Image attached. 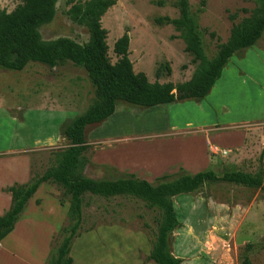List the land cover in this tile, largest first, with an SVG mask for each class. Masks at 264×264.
Returning a JSON list of instances; mask_svg holds the SVG:
<instances>
[{
    "label": "rangeland",
    "instance_id": "374dc122",
    "mask_svg": "<svg viewBox=\"0 0 264 264\" xmlns=\"http://www.w3.org/2000/svg\"><path fill=\"white\" fill-rule=\"evenodd\" d=\"M115 2V6L101 19V26L108 33L106 44L111 64L117 60L113 45L127 31L130 39L128 58L134 73H143L150 83L157 81L176 86L188 81L195 70L192 57L185 53L184 44L173 27L159 24V20L164 18H178L175 0ZM188 3L197 16L203 51L209 60L214 58L217 46L227 41L232 26L248 17L249 14L242 10L249 12L254 8L253 0H188ZM18 4L17 0H0V11L10 13ZM55 9L52 22L39 28L42 41L67 38L79 45L86 44L88 32L68 19L65 0H58ZM233 14L237 18L231 21ZM211 33L215 35L214 38L210 37ZM165 67L171 70L170 75L166 74ZM159 68L162 71L157 79L156 71ZM49 85L54 90L49 89ZM50 90L57 96L58 106L62 104L70 112L63 116L61 123L81 115L94 102V88L86 73L71 63H59L55 68L30 63L21 72L0 70V160L1 155L7 152L17 151L24 145L26 148L35 147L36 141L40 143L45 120H48L47 125L54 126L50 128L54 134V123H59L61 118L53 114L48 117L49 111H42L41 107L51 109L52 106L37 100V94L45 95L44 92ZM47 101L52 102L53 98ZM188 106L192 110L176 107L173 109L174 115L191 118L195 125L215 128L217 141L213 145L228 151L225 156L211 154L209 170L219 178L233 172L255 174L262 171L264 183V32L254 47L238 51L231 57L208 99H204L198 107ZM134 112L140 113L142 110L125 104L121 110H117L118 116L126 122L122 123L125 125L124 131L135 123L130 118ZM140 123L142 121L134 128L136 131L144 130ZM228 134L229 145L222 137ZM239 136V144L229 150L224 149L233 145ZM162 140L148 141L154 147V150H150L154 157L149 162L153 167V163L161 160L166 162L165 166L173 162L165 152L167 150H162L156 144ZM143 143L146 144L145 141ZM60 149L31 154V172L41 176L54 165V153ZM5 159L17 163L21 158ZM145 161L144 157L132 163L142 167ZM84 176L96 181H115L126 177L92 167L85 170ZM54 188L59 192L58 199L68 203L69 196L63 188ZM175 209L181 228L171 234L169 247L172 256L180 259L182 264H240L243 255L248 257L251 264H264V189L252 190L223 181L207 183L197 193L177 196ZM82 216L84 231H95L98 227L122 230L115 237L112 233L106 241H109L111 250L104 264H122L119 258L123 263L152 264L145 262V258L155 237L156 214L142 202L130 198L104 200L85 195ZM67 225L66 215L60 230ZM60 230L53 239V249L61 243ZM85 240L83 251L86 261L91 259L92 264H97L99 247H94L89 236ZM80 242H75L71 248L72 259ZM32 245V241L23 243L28 251L33 249ZM247 246L251 248L245 251Z\"/></svg>",
    "mask_w": 264,
    "mask_h": 264
},
{
    "label": "trees",
    "instance_id": "16d2710c",
    "mask_svg": "<svg viewBox=\"0 0 264 264\" xmlns=\"http://www.w3.org/2000/svg\"><path fill=\"white\" fill-rule=\"evenodd\" d=\"M19 4L7 13L0 11V70L21 72L30 63L55 68L68 62L84 70L94 88V102L84 113L66 122L61 127V136L68 142V148L54 153V165L41 176L31 172L25 185H14L7 189L11 194L10 209L0 216V241L12 232L14 225L24 213L29 199L42 184L62 187L69 196L67 227L60 230L62 236L58 248H51L46 264H73L70 249L75 239L84 231L82 225L83 197L90 195L104 200L130 198L142 202L156 214V232L145 262L152 264H182L171 254L169 238L181 228L174 209L173 199L180 195L197 193L207 183L219 181L244 186L252 190L264 189L263 174L239 172L227 173L221 178L211 171L196 175L163 177L153 184L126 176L115 181H96L84 176L88 166L82 155L87 149L85 131L88 127L103 123L111 117L118 104L140 109L168 105L174 102L200 101L210 92L221 72L238 51L250 49L264 32V0H253L251 11L238 24L232 26L227 41L219 44L213 59L209 60L203 51L201 33L197 27V16L190 9L188 0H175L177 19H161L159 24L170 25L184 44V51L192 57L195 70L191 78L176 86L171 83H150L143 73H134L129 60L128 32L116 40L113 54L116 62L111 64L106 44L107 31L101 26V19L115 6V0H65L66 16L74 25L84 27L88 41L79 45L67 38L44 42L39 28L52 22L58 0H17ZM236 14L230 16L234 21ZM214 38L213 33L210 34ZM167 75L171 70L164 68ZM162 69L156 71L157 79ZM59 203H63L59 200ZM251 246H247L250 249ZM240 264H251L246 255Z\"/></svg>",
    "mask_w": 264,
    "mask_h": 264
},
{
    "label": "crops",
    "instance_id": "0c3cea01",
    "mask_svg": "<svg viewBox=\"0 0 264 264\" xmlns=\"http://www.w3.org/2000/svg\"><path fill=\"white\" fill-rule=\"evenodd\" d=\"M220 78L215 84L220 81ZM215 84L204 99H208L211 95ZM49 89H53L52 85H49ZM44 93L46 94H37L39 97L37 100L42 103H50L52 107L51 109L41 107V110L49 111L50 115L48 117H52V114L58 115V119L61 118V120L59 123H54V134L50 132V128L54 126L47 125L48 120H45L46 125L41 131L43 139H41L40 143L36 141L35 147L26 148L24 145L23 148L17 151H10L7 154L1 155L3 157L0 160V216L10 209L11 194L7 192V189L14 185H25L31 178V154L41 150H53L57 148L64 150L68 148V142L61 136V127L68 121L65 120L62 123L61 121L70 112L62 104L60 107L58 106V98L51 90ZM50 98H53L52 102L47 101ZM203 100L174 102L150 109L137 108L142 110V112L133 113L130 117L135 121L131 127L133 129L128 128L125 131L123 129L125 125L122 123L126 124V122L117 113V110L122 109L123 104H118L111 117L101 124L86 129L85 139L87 149L82 153L88 161V166L85 170L90 167L104 169L119 175L134 176L149 184L163 177L174 178L179 175H196L209 170L211 167L209 147H216V145H213L217 141L215 137L216 129L202 127L200 124L195 125L190 120L191 118H184V115H182L183 117L176 116L174 115L175 111H173L176 107L188 108L185 111H190L192 108L188 105L198 107ZM140 121H142L140 124L144 126V130L136 131L134 128H136ZM122 129L123 131H121ZM222 137H224L223 141L229 145V134ZM154 139H164L156 144H159L162 150H167L165 152H167V155L171 157L173 162L165 166L166 162L161 160L160 162L153 163L154 167L149 163L151 157H154L150 153V150H154V147L150 146L148 141ZM144 141L146 144L143 143ZM240 141L241 138L239 136V139L233 145L226 146L224 149L229 150V148L239 144ZM217 148L220 147L217 146ZM15 156H19L22 160L15 159L20 161L16 163L5 159L9 157L11 159ZM144 157L146 158L144 166L133 165V160ZM54 186L51 184L40 185L29 199L24 213L14 225L12 232L0 241V264H46L51 252L53 239L63 225L69 207L67 202L62 205L59 203V192ZM175 201L176 197L173 199L174 209ZM35 228L37 229L33 233ZM29 232L32 233L31 236L28 235ZM112 233L115 237L116 234L122 233V230L116 227H98L95 231L85 233L78 240L76 239L75 242H79V240L82 242L76 248L74 259H72L73 264L74 262L75 264H80V262L81 264H92L91 259H87L86 261L83 251L87 236L93 240L95 248L99 247V253L96 254L98 258L97 264H104L106 256L109 255L108 252L111 250L109 241H106ZM27 241L33 242V249L31 251L24 249L23 243ZM119 261L122 264H129L127 262L123 263L120 258Z\"/></svg>",
    "mask_w": 264,
    "mask_h": 264
},
{
    "label": "built area",
    "instance_id": "2783aa9c",
    "mask_svg": "<svg viewBox=\"0 0 264 264\" xmlns=\"http://www.w3.org/2000/svg\"><path fill=\"white\" fill-rule=\"evenodd\" d=\"M263 127V131H264V125L262 126ZM209 152L212 154V155H217V154H221L223 156H225L228 151H225V150H222L220 148H217L215 146H210L209 147Z\"/></svg>",
    "mask_w": 264,
    "mask_h": 264
}]
</instances>
